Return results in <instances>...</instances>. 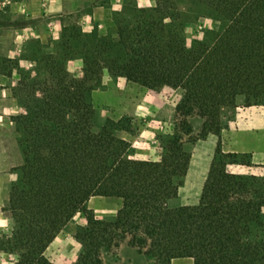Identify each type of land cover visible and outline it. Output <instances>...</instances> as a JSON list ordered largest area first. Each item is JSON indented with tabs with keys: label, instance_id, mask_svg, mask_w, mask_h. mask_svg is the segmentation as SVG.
Segmentation results:
<instances>
[{
	"label": "trees",
	"instance_id": "trees-1",
	"mask_svg": "<svg viewBox=\"0 0 264 264\" xmlns=\"http://www.w3.org/2000/svg\"><path fill=\"white\" fill-rule=\"evenodd\" d=\"M187 3L125 0L105 34L64 23L55 51L43 56L46 78L24 82L26 112L13 117L23 162L14 168L5 206L14 226L0 234V254H17L15 264H55L46 250L79 214L85 223L76 226L73 264H105L125 242L149 264H264V176L230 171L221 137L227 112L264 105V0ZM189 11L218 29L189 44ZM77 58L83 75L71 78L68 62ZM105 71L181 91L159 159L133 157L119 135L129 126L98 118L92 93ZM211 134L217 152L199 202L174 206L192 158L186 144ZM94 196L121 200L112 220L88 206Z\"/></svg>",
	"mask_w": 264,
	"mask_h": 264
},
{
	"label": "rangeland",
	"instance_id": "rangeland-1",
	"mask_svg": "<svg viewBox=\"0 0 264 264\" xmlns=\"http://www.w3.org/2000/svg\"><path fill=\"white\" fill-rule=\"evenodd\" d=\"M21 1L0 0V17L5 18L4 24L0 23V234L10 233L14 226V220L5 211V206L9 199L11 184L18 177V171L14 168L23 162L13 117L26 112V108L20 102L27 93L24 82L30 83L33 79L43 81L46 78L43 56L55 51L57 40L52 35V20L56 18L43 15V6L39 3L36 4L33 17L31 14L21 13L19 11ZM97 1L102 3V0ZM159 1L155 0L148 7L155 6ZM180 4L183 8L189 7L187 0H180ZM93 7H85L77 13L68 11L59 18L62 27L64 23L76 20L83 28L81 17L83 13L92 11ZM189 14L186 19V37L189 44L195 38H203L207 29L219 27V23L213 18L198 17L190 11ZM11 20L12 24L9 22ZM112 28L114 27L109 26L108 30ZM83 65L82 60V66L75 65L71 70L68 67L70 77H81ZM92 98L101 121L107 118L123 120L129 126V129L119 131V135L132 144L133 157L160 158L163 151L160 136L174 127L175 108L181 99L180 90L160 84L146 86L123 77H112L105 71L101 83L92 93ZM234 114L227 112L224 121L227 122ZM194 124L198 132L200 121L196 119ZM197 142L187 143L186 149L193 153ZM225 159L229 161L230 157L226 155ZM195 167L198 172L194 170ZM205 169L206 163L200 161L196 165L194 162L192 174L197 172V177L201 178ZM199 184L200 182H192L186 178L180 188L179 198L173 205L197 204L202 191ZM88 206L99 218L112 220L121 206V200L94 196ZM84 223L85 219L77 214L49 245L46 255L55 264H73L76 261L81 245L75 238V230L78 224ZM17 259V254H0V264H15ZM104 259L105 264H149L146 257L127 242L115 252L106 253ZM172 264H193V260L178 258L173 260Z\"/></svg>",
	"mask_w": 264,
	"mask_h": 264
},
{
	"label": "crops",
	"instance_id": "crops-1",
	"mask_svg": "<svg viewBox=\"0 0 264 264\" xmlns=\"http://www.w3.org/2000/svg\"><path fill=\"white\" fill-rule=\"evenodd\" d=\"M14 0H10V2ZM139 6H151L155 0H137ZM43 6V15L56 18L52 20V35L54 39H59L62 31L61 16L72 12H80L85 7L94 6L92 11L83 13L81 22L84 31L91 32L95 26L101 33H106L109 26H115L113 12L121 10L125 0H22L19 3V11L33 17L35 15L36 4ZM0 23L4 24L5 18L0 17ZM12 21H9L12 24ZM28 28V27H27ZM75 65L82 66V60H71L68 67ZM222 153L230 156L228 169L240 174H255L264 176V105L240 106L234 116L227 120L226 127L222 130ZM219 137L211 134L206 140L196 143L195 151L192 153L190 167L186 178L192 182H200L203 188L211 162L216 155V147ZM237 158L238 160H235ZM206 163V169L201 178L197 177L196 167L193 172V163ZM189 205V204H188Z\"/></svg>",
	"mask_w": 264,
	"mask_h": 264
}]
</instances>
